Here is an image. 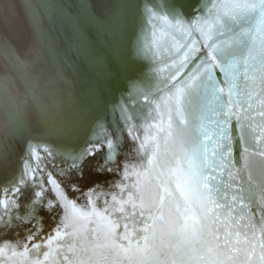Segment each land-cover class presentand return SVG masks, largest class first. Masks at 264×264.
Wrapping results in <instances>:
<instances>
[{
	"label": "snow or ice",
	"instance_id": "1",
	"mask_svg": "<svg viewBox=\"0 0 264 264\" xmlns=\"http://www.w3.org/2000/svg\"><path fill=\"white\" fill-rule=\"evenodd\" d=\"M12 7L0 0V25ZM26 7L42 31L55 6ZM137 16L141 32L161 40L138 36L129 60L151 54L156 66L110 108L42 90L30 63L4 49L13 79L0 85V169L12 162V141L28 143L0 199V264H264V0H202L192 13L181 0L142 12L118 0L106 22L119 33ZM33 111L46 138L91 133L78 150L44 147L70 161L63 181L38 179ZM97 153V171L119 179L83 192L77 180ZM42 212L58 217L45 238ZM21 228L23 238H6Z\"/></svg>",
	"mask_w": 264,
	"mask_h": 264
},
{
	"label": "water",
	"instance_id": "2",
	"mask_svg": "<svg viewBox=\"0 0 264 264\" xmlns=\"http://www.w3.org/2000/svg\"><path fill=\"white\" fill-rule=\"evenodd\" d=\"M37 1L38 0H29L27 2L40 3L39 1ZM134 1L136 4H139L141 6V12L143 11V6L145 4L160 2V0ZM9 2L13 5L12 8L16 12V20L19 24V28H17V26H15L13 22L12 18H14V16L11 11L9 14L8 22L11 29H13V32L18 38L17 40L19 41L20 46L17 40V44L15 43V45L18 47L21 55L23 57L25 56V61L30 63L33 73L37 71V81L42 90H47L50 87H54L58 92L64 95V98L66 100H71V90H73L75 95H77L79 101H85L90 98H100L102 101V107L103 105H107L110 108L112 104L119 102L122 96H127L128 92L131 90L128 83L123 80L120 70L118 69L116 71L117 67L115 66V61L119 62L125 69L128 67L139 69L138 72H136V77H138L137 80L140 79L141 74H144L145 76H150L152 74V64L151 61L148 60L147 63V61L145 60V58L147 57L134 58L131 61L129 60L128 49L130 45L133 44L137 39V37L131 33L129 27L127 26L124 31L117 33L114 27L106 22V18L109 15L111 5L118 2V0H56L58 6L61 7L62 10L67 14L68 22L70 21L72 23H69V25L70 27L73 26L74 28L73 33L75 38L70 32L67 33L65 30V33L63 32V30L61 31V29L59 30V32H63V34H66V36L68 37V41H70L71 44L73 43L77 45L81 42L80 44H82L83 46L85 45V48L79 45L80 47L76 46L71 49V51L73 50V72L74 74H76V79L72 77V74L69 72L68 68L63 66L64 64L57 57V54H55L52 49H49L46 46L41 37L40 31H37L34 26L33 17L31 16L28 8L25 5V0H9ZM201 2L202 0H184L186 12L192 13L195 8L199 7ZM80 5H86V7H79ZM56 9L57 8H55V10ZM81 9L92 13L94 17L92 26L95 35L89 29V25H87L88 21L86 20V15ZM57 12L55 13L56 16L58 15ZM18 18L20 19L21 23ZM57 18H59V16H57ZM136 21L138 29L139 31H141L139 16L136 17ZM145 32L146 26L143 34ZM109 34H111L112 38ZM59 37L57 35L58 40ZM94 38H96L97 41L99 40L98 43ZM153 39L156 41L161 40L159 35H157ZM99 42L103 44V46L100 45ZM160 59H163V57H160ZM113 60L115 61L113 62ZM153 61L156 63L155 60ZM161 66L163 65L161 64ZM0 67L4 69L3 72H6L7 75L9 74L10 78L13 79V73L11 69L7 67V65L6 67L0 65ZM153 67H155L154 63ZM64 76H68L71 79V82L74 84L75 89L67 86ZM109 119H111V117H109ZM31 122L32 132L35 135L36 139L38 138V136H40V139H42L41 142L39 138L37 139V141L41 150L43 151L42 153L44 154V157L53 162L57 166V168H66L67 163L62 159V157H60L59 155H57L56 157L48 156L44 152L43 149L46 146L56 152H62L64 149L60 150L59 143L55 142L53 138H46L41 134V130L37 123L36 113L34 111L33 117H31ZM33 124H35L37 127L36 129L38 135L36 134V129L32 126ZM81 135L89 139L91 133H82ZM0 138H2V129H0ZM13 142V147H11L10 149L12 153V162L7 169H0V176L2 177H5L6 172L12 174V168H16V170L19 169L20 159L25 153V147L27 146L25 142L23 143L20 141L19 143V140H14ZM64 142H66V140H63V143ZM71 142L73 143V141ZM67 147H70V144H67ZM128 151L129 148H121V155L119 157L121 161H123L124 155L128 153ZM97 155L99 156V162L101 163L103 154L97 153ZM91 173L85 174L83 175L82 179L77 180V182L80 183L83 192H87L89 187L97 183L107 188L109 182L119 179V176L115 172H105L101 174L98 171H91ZM44 174V171H42L38 175V179L46 181ZM45 187L49 190L48 195L52 196L49 185L46 184ZM32 191V186L30 187V189H27V192L29 194H31ZM54 218L55 215L53 213H47V216L43 219L44 231L42 233V238H45L47 234L52 232V230L56 227V219ZM17 223L19 222L17 221ZM24 235L25 232L23 231V228H21L19 237L13 236L9 239H13L14 237L23 238ZM36 242L39 243L41 241Z\"/></svg>",
	"mask_w": 264,
	"mask_h": 264
},
{
	"label": "bare ground",
	"instance_id": "3",
	"mask_svg": "<svg viewBox=\"0 0 264 264\" xmlns=\"http://www.w3.org/2000/svg\"><path fill=\"white\" fill-rule=\"evenodd\" d=\"M27 1H29V0H27ZM27 1L25 0V5H28L29 2H27ZM38 1L41 4H52V5L55 6L51 10V12L46 15V18L44 19V22H43V28H42V31H40V34H41V37H42L43 41L45 42L46 46L49 49H52V51L55 52V54H57V57L63 62V64H64L63 66L67 67L69 72L72 74V77H74V79H76L75 78L76 74H74V72H73L74 71V66H73V63H74V61H73L74 59L73 58H74V56L72 55V51L73 50L71 51V49L76 47V46L80 47L79 45H81L82 47L85 48V45L83 46L82 44H80L81 42L79 44H77V45H75L73 43L71 44L70 41H68V37L66 36V34H63V32L65 30L67 33L70 32L72 34V36L74 37V33H73L74 32V28H73V26L70 27L69 23L70 24H72V23L70 21L68 22L67 14L62 10L61 7L58 6V3L56 2V0H38ZM131 2L135 3L134 0H131ZM181 2L184 4V0L181 1ZM14 6H15V4H14ZM55 8H57V9L55 10ZM57 10H58L59 13L57 12ZM81 10L86 15V20L88 21L87 25H89V29L95 35V33L93 31V26H92L93 20H94V17L92 15V13L89 12V11L83 10V9H81ZM11 11H12V14L14 16V18H12L13 22H14L15 26H17V28H19V24H18V22L16 20L17 19L16 18V12H15V10L13 8H12ZM29 12H30V14L32 16V13H31L30 10H29ZM56 12H57V14H58L57 16H59V18H57L56 14H55ZM60 19H61V21H60ZM19 21H20V19H19ZM20 23H21V21H20ZM128 27H129V29L131 30V33L134 36H136V37L142 36V38H144L147 41H153L154 40L153 39L154 37L147 30V28H146V32L144 34L141 31H139L136 19L134 21H130ZM60 29H61V31L63 30L62 33L59 32ZM57 35H58V37L60 36L59 40L57 39ZM109 35L111 36V34H109ZM111 38H112V36H111ZM17 39L18 38L15 35V33L13 32V29H11V27L9 25V22H7L6 25H0V58H1L0 65L1 66L6 67V60H5V56H4L5 47L8 48L17 57H19L21 61H25V56L23 57L21 55V53L18 50V47L15 45ZM77 39H78V37H77ZM94 39L97 41L96 38H94ZM98 41H97V43H98ZM17 42L19 44L18 40H17ZM99 44L103 46V44H101L100 42H99ZM19 46H20V44H19ZM146 57H147V58H145L146 61L147 60L151 61L152 68H153V63H154V66H156V63L151 58V54H149ZM2 61H3V63H2ZM114 61L115 60H113V62ZM148 61H147V63H148ZM114 63H115V66L117 67L116 71L118 69L120 70V72L122 73L121 75L123 77V80L125 82H127L128 85H129V88L132 89L133 82L134 81H138L137 80L138 77H136L137 76L136 72H138L139 69H136V68L133 69L132 67H128V68L125 69V68H123V66L119 62L115 61ZM160 67H162V66L160 65ZM3 70L4 69L2 67H0V85H4L6 82L12 81V78H10L9 74L7 75L6 72H3ZM36 72L37 71H35V73H33L32 68H31V73H33L32 74L33 77L37 80ZM64 78L66 80L67 86L72 88V89H75L74 84L71 82V79L68 76H64ZM71 91L73 92V90H71ZM72 92H71V94H72L71 95V101H79L78 98H77V95H75V93L74 92L72 93ZM139 101H140V103H144L145 102L144 98L142 96L139 97ZM32 117H33V113H32ZM31 124H32V122H31ZM32 126L35 129L37 128L35 124H33ZM36 134H37V129H36ZM30 138L32 140L33 145L36 147L37 153L39 154V156L41 158V167H42V169H43V171L45 173L44 175H45L46 181L48 179V174L49 173L52 175V177L55 180L63 181L65 178L60 174L61 169L57 168V166L53 162L49 161L47 158L44 157V154L42 153L43 151L41 150V148L39 146V143L37 141V139L39 138V140L41 142L42 139H40V136H38V138L36 139L35 135L32 132V136ZM86 140H88V138L84 137L82 135L79 138H77L76 140H74L73 143L69 142L67 140H66L67 143L66 142L63 143L62 139H54L55 142L59 143V146H60L59 149L60 150H63V149L66 150L67 144H70V147L76 148L78 150L79 148L86 146L85 143H84ZM24 142H25V144L28 143V141H23V143ZM13 143L14 142L12 141L11 147H13V145H12ZM19 143H20V141H19ZM130 143L131 142H130V140H128L127 135L125 133L124 146L128 149ZM124 146H123V148H125ZM67 163H70V161L67 162ZM99 163L100 162H99V156L98 155H96L95 157H89L88 161L84 165L83 175L90 174L91 171L92 172H94V171L96 172ZM12 170H11L12 174H10L9 172H6V174H5L6 178L4 176L3 177L0 176V199L4 198V187L7 185L8 180L12 177V175H14V173H16L18 171V169L16 170V168H12ZM77 183L80 185L79 182H77ZM30 187H31V185L27 189H30ZM80 187H81V185H80ZM49 188L51 189V185H49ZM29 195L30 194L26 190V196H29ZM52 195H54V193H52ZM76 195L80 196V193L78 192V193H76ZM82 200H83V198L81 197V201ZM25 202L26 201L24 199L21 200V204L22 205ZM20 210L22 212L23 211V207ZM47 213L48 212H42L41 213V216H42L43 219L47 216ZM54 219H56L55 220V226H56L58 217H55ZM13 236H15L14 232L10 233L6 238H10V237H13ZM14 238H16V237H14Z\"/></svg>",
	"mask_w": 264,
	"mask_h": 264
}]
</instances>
